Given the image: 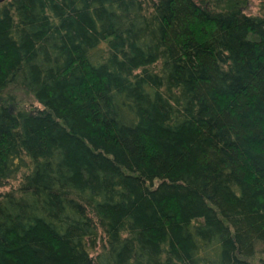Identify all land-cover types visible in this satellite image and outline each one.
<instances>
[{"label":"trees","instance_id":"trees-1","mask_svg":"<svg viewBox=\"0 0 264 264\" xmlns=\"http://www.w3.org/2000/svg\"><path fill=\"white\" fill-rule=\"evenodd\" d=\"M247 1L0 2V187L20 179L0 264H257L264 15Z\"/></svg>","mask_w":264,"mask_h":264},{"label":"rangeland","instance_id":"rangeland-1","mask_svg":"<svg viewBox=\"0 0 264 264\" xmlns=\"http://www.w3.org/2000/svg\"><path fill=\"white\" fill-rule=\"evenodd\" d=\"M149 1V0H146ZM208 1V0H205ZM244 12L246 14H251V15H264V0H248L246 2V4L244 5ZM25 101L20 100V104L21 106H16L14 105V108H22V106L25 107L26 103L29 104L26 99H24ZM23 107V108H24ZM20 179H16V180H10L7 185H5L4 187H0V194L5 193V191H8L10 189H15L16 187H18V185L20 184ZM100 247V245H99ZM98 247V248H99ZM262 258H264L262 253H258V255L255 257L256 263L258 264L259 260H261Z\"/></svg>","mask_w":264,"mask_h":264},{"label":"water","instance_id":"water-1","mask_svg":"<svg viewBox=\"0 0 264 264\" xmlns=\"http://www.w3.org/2000/svg\"><path fill=\"white\" fill-rule=\"evenodd\" d=\"M4 1H6V0H0V2H4Z\"/></svg>","mask_w":264,"mask_h":264}]
</instances>
